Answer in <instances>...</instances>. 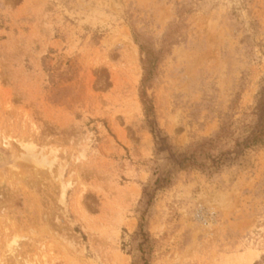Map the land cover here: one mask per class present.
Returning <instances> with one entry per match:
<instances>
[{"label": "rangeland", "instance_id": "obj_1", "mask_svg": "<svg viewBox=\"0 0 264 264\" xmlns=\"http://www.w3.org/2000/svg\"><path fill=\"white\" fill-rule=\"evenodd\" d=\"M0 264H264V0H0Z\"/></svg>", "mask_w": 264, "mask_h": 264}, {"label": "trees", "instance_id": "obj_2", "mask_svg": "<svg viewBox=\"0 0 264 264\" xmlns=\"http://www.w3.org/2000/svg\"><path fill=\"white\" fill-rule=\"evenodd\" d=\"M142 97H144L143 95H142ZM144 101V103H145V100H143ZM148 109H147V107H146V111H147ZM256 137H254V136H252V135H249V136H246L242 141H240L239 143H238V147L240 148L241 146H243V147H249L250 145H252L254 142H256Z\"/></svg>", "mask_w": 264, "mask_h": 264}]
</instances>
